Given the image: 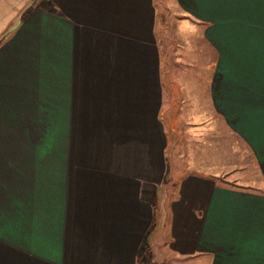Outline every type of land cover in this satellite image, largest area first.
<instances>
[{
    "label": "crops",
    "instance_id": "0c3cea01",
    "mask_svg": "<svg viewBox=\"0 0 264 264\" xmlns=\"http://www.w3.org/2000/svg\"><path fill=\"white\" fill-rule=\"evenodd\" d=\"M14 1L0 40V264H148L157 249L171 263L264 264V0H171L200 33L206 88L172 76L155 0ZM180 132L206 173L172 199L184 216L181 187L204 186L192 226L168 219L162 193ZM245 155L260 188L212 180H240Z\"/></svg>",
    "mask_w": 264,
    "mask_h": 264
},
{
    "label": "rangeland",
    "instance_id": "374dc122",
    "mask_svg": "<svg viewBox=\"0 0 264 264\" xmlns=\"http://www.w3.org/2000/svg\"><path fill=\"white\" fill-rule=\"evenodd\" d=\"M28 4H41V5H47L49 1L48 0H26ZM158 6V15H157V31H158V37L160 44L163 46V50L165 53V61L170 66V71L174 73L172 76L176 78L179 82H182V77L185 78L183 81H195L196 84L200 88H206V76H207V70L209 68V63H206V60H208V54L204 53L202 51L201 46V37L200 33L194 28V25L189 23L190 21L182 19V15L178 14L172 7V1L171 0H155ZM20 3L14 0H0V40L4 37L1 32L8 29L10 30L11 26L9 27L7 22L10 19H14L13 16V9L19 8L18 6ZM19 12V10H18ZM25 10L20 12V17L23 15ZM19 17V18H20ZM16 21L18 20V16L15 18ZM16 21L12 22L11 24H14ZM188 24V25H187ZM188 78V79H187ZM198 92V91H197ZM181 136L178 139H175V142L178 144V147L175 149H171V154H169L170 159V173H169V181L166 183L164 187H162V193L164 194L163 197H167L165 205L168 212V219H174L181 220L189 225L192 226V223H195V218H191V224L189 223L187 214L189 211V208L191 205H193L195 200V195L198 193L197 189H203L204 186L201 184H185L184 187H181V194L182 196L186 197L188 199V203H191V205L188 204V210L186 214L183 216V212L178 208V201L175 205L174 210H172V199L175 197L176 193H179L180 191V184L182 177H185L188 175L196 174L197 176H203L204 171H201L199 169H192L190 166L191 162L189 157V152H192L195 144L190 145L192 142V139H189L188 137L183 136V134L180 132ZM226 140V138H225ZM221 143H224V140H220ZM185 144L184 147H182L181 144ZM235 146L237 148H241L243 150V153H246V150L243 148V145L239 143H235ZM181 152L185 154V157L181 158L179 157V153L181 155ZM196 154V153H194ZM194 156V155H191ZM224 157V156H223ZM245 157L250 160L251 168L249 171H240L239 173H242L240 176V180L233 181V175L230 176L231 183H227L223 181L222 179H214L213 181H216L217 184H223L226 186H236L237 184L245 187H249L250 189L260 188L258 186V183H260L261 175L259 170L256 168L255 161L253 157L245 155ZM226 158V157H224ZM241 165H244L243 159L241 160ZM218 174V171L216 172ZM219 175V174H218ZM235 175V174H234ZM236 176V175H235ZM189 178V177H188ZM235 178V177H234ZM229 180V179H226ZM189 182V181H188ZM234 183V184H233ZM179 189V190H178ZM178 191V192H177ZM184 209V208H182ZM170 225L169 222H167L166 231L164 238H168L170 235ZM190 228V227H189ZM170 240V239H169ZM168 240V241H169ZM166 242V241H164ZM167 243V242H166ZM167 249H160L156 250L158 251L155 254V258L153 262L159 263V264H181V263H172L168 260L166 255ZM194 264H202L200 260L196 258V260H193ZM182 264H185L183 261H181ZM186 262V261H185ZM188 263V262H187ZM191 263V262H190ZM189 264V263H188ZM192 264V263H191Z\"/></svg>",
    "mask_w": 264,
    "mask_h": 264
},
{
    "label": "trees",
    "instance_id": "16d2710c",
    "mask_svg": "<svg viewBox=\"0 0 264 264\" xmlns=\"http://www.w3.org/2000/svg\"><path fill=\"white\" fill-rule=\"evenodd\" d=\"M148 264H159V263H155V262L150 260Z\"/></svg>",
    "mask_w": 264,
    "mask_h": 264
}]
</instances>
